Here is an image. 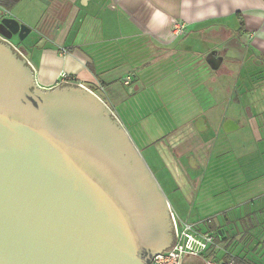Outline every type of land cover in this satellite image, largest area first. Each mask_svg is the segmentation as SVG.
Here are the masks:
<instances>
[{
  "label": "water",
  "instance_id": "water-1",
  "mask_svg": "<svg viewBox=\"0 0 264 264\" xmlns=\"http://www.w3.org/2000/svg\"><path fill=\"white\" fill-rule=\"evenodd\" d=\"M31 31L0 17V264H150L176 238L162 187L88 87L37 84L7 41ZM178 264L207 263L180 252Z\"/></svg>",
  "mask_w": 264,
  "mask_h": 264
},
{
  "label": "crops",
  "instance_id": "crops-1",
  "mask_svg": "<svg viewBox=\"0 0 264 264\" xmlns=\"http://www.w3.org/2000/svg\"><path fill=\"white\" fill-rule=\"evenodd\" d=\"M22 4L24 0L5 12L18 17L15 11ZM25 8L29 12L22 19L23 22L29 19L26 23L35 29L37 39L30 44L35 46L38 58L28 56V50L22 54L34 69L38 84L45 87L53 86L63 73L82 85L93 81L109 87L123 69L131 72L132 78L142 80L145 73L138 75L133 70L137 64H133L129 50L137 39L160 48L172 47L175 53H206L207 59L219 57V66L232 59L236 74L232 81L234 97H228L230 93L224 97L228 99L220 109L219 122L213 126L203 117L194 121L197 131L214 133L208 143L216 137L220 140L221 154L217 173H206L212 167L208 164L213 162L211 151L206 169L199 174L195 172L200 168L197 157L190 154L186 158L190 170L187 180L198 183L200 189L204 186L202 196L199 197V191L194 192L192 209L188 211L192 215L197 213L195 206L201 204L198 198L204 200L202 218H209L212 226L217 224L207 230L222 231L221 236L216 234L219 247L206 254L211 253L221 264H235L225 260L226 256L242 264H264V0H48L46 3L34 0L26 3ZM176 21L185 25L179 36L172 32ZM61 48L65 49L63 53ZM115 52L128 53L125 68L102 76L97 63L104 54ZM80 74L83 80L78 78ZM221 85L224 93L226 89ZM199 118L201 130L196 128ZM178 129L171 134H184ZM169 142L171 147L179 145ZM174 180L180 182L175 177ZM178 191L189 205V191L182 188ZM231 236L235 247L226 251L223 247Z\"/></svg>",
  "mask_w": 264,
  "mask_h": 264
},
{
  "label": "rangeland",
  "instance_id": "rangeland-1",
  "mask_svg": "<svg viewBox=\"0 0 264 264\" xmlns=\"http://www.w3.org/2000/svg\"><path fill=\"white\" fill-rule=\"evenodd\" d=\"M26 3L27 0H24L22 7H18L20 12L15 11V14L18 15L15 18L20 22H23L22 18H25V13L29 12L25 8ZM9 13L11 17H14V13ZM9 13H4L0 8V17L3 14L10 16ZM27 20L29 19H26V22H28ZM31 28L32 31L21 46L28 50V56L32 54L38 58V54L34 53L35 46L28 45L35 35V29ZM13 41L15 42L16 38H13ZM33 43L36 45L35 42ZM196 48L199 49V47ZM129 50L133 64H137L133 70L139 72L138 75L145 73V78L134 79L130 75L131 72L123 71V69V73L116 75L119 77L116 78L117 80L113 78V83L109 87L100 86L93 81H85L84 85L94 89L115 112L162 187L172 212L180 220H189L204 228L201 224L209 222L207 221L209 218H202L206 205L204 200L198 198L201 204L198 202L195 206V208L198 206L197 213L192 215L188 211L189 208L192 209L190 204L195 198H193L194 192L199 191V197L202 196L204 186L202 185L200 189L198 183L192 184L187 180L190 170L186 158L190 154L197 157L200 161V168L195 172L199 174L206 169V162L211 151L210 161L213 160V162L208 164L212 165L213 170L212 167L210 170L207 168L209 171L206 170V173H217L219 170L217 167L221 154L218 151L220 140L216 137L215 140L208 143V139L215 136L214 133L197 131L194 121L198 117H203L207 123L213 126L219 122L220 109L224 107L228 99H224V97L229 93L228 97H230L234 93L232 81H235L236 74L234 66L231 64L232 59L228 58L227 63L224 62L221 66L214 68L213 64L211 63V65L209 62L210 59H207L206 53L201 55L186 51L175 53L172 47L160 48L144 39H137L130 44ZM71 51L73 50L71 49ZM128 53L115 52L108 56L104 54L100 62L97 63V66L101 68L102 76L108 73L115 74L114 69L125 68L124 59L127 58ZM217 54L222 56L220 50H217ZM138 63H143V65L139 67ZM81 76L83 75H78V78H82ZM61 79L60 77L54 85L61 82ZM110 80L111 78H109ZM68 81L76 82V79L69 78ZM36 82L38 84L37 80ZM220 85L226 89L224 93L221 92ZM107 95L109 99H107ZM212 96L216 101H212ZM184 125L185 127L179 128ZM175 129L183 131L184 134L176 135L174 133L172 135L171 132L177 131ZM168 140L174 143L178 142L179 145L171 147ZM174 177L180 182H176ZM183 179L185 181L181 182ZM180 188L189 191V205L185 197L178 191ZM216 226L217 224L213 228ZM231 231L229 233L234 235L235 233ZM229 233L227 232V234ZM216 234L221 236L220 228H217ZM217 242L219 243L218 237ZM228 247L233 251L235 247L233 236L223 248L228 251Z\"/></svg>",
  "mask_w": 264,
  "mask_h": 264
},
{
  "label": "built area",
  "instance_id": "built-area-1",
  "mask_svg": "<svg viewBox=\"0 0 264 264\" xmlns=\"http://www.w3.org/2000/svg\"><path fill=\"white\" fill-rule=\"evenodd\" d=\"M184 31L185 25L182 21L174 22L172 32L175 36L182 35ZM60 51L63 53L65 49L61 48ZM61 78L62 81L66 82L71 77L63 73L61 74ZM172 218L176 233L175 244L169 252L154 254L150 260V264H178L180 252L181 258L183 252H188L197 255L207 264H221L211 255L219 247L215 232L202 230L199 228V225L189 220H180L174 212H172ZM209 252L211 253L206 254Z\"/></svg>",
  "mask_w": 264,
  "mask_h": 264
},
{
  "label": "flooded vegetation",
  "instance_id": "flooded-vegetation-1",
  "mask_svg": "<svg viewBox=\"0 0 264 264\" xmlns=\"http://www.w3.org/2000/svg\"><path fill=\"white\" fill-rule=\"evenodd\" d=\"M4 1H10V2H13V5L11 6V8H14V6H16V4L20 1V0H3V2ZM29 1L30 2H33L34 0H27V3H29ZM35 1H39L40 3L42 2V3H46L47 1L46 0H35ZM0 2L2 3V0H0ZM0 8L2 9V11L4 12V13H7V12H5V10H9V9H6V8H4L2 5H0ZM10 8V9H11ZM8 14V13H7ZM4 16H7L6 14H4ZM10 17V16H9ZM20 22V21H19ZM20 23H24V22H20ZM24 24H26V23H24ZM27 25V24H26ZM28 26V25H27ZM30 27V26H29ZM32 29V28H31ZM1 37V36H0ZM28 37V35L23 39V40H20L19 39V37H18V35L17 34H12V36L10 37V39H8L7 41H8V43H10L11 44V46L14 48V50L15 51H17L18 53H23V52H26V50L21 46V44H22V42L26 39ZM13 38H16V41L14 42L13 41ZM35 39H37V38H35V35H34V37L32 38V41L33 40H35ZM39 40V39H38ZM28 45H30V46H32V44H28ZM23 55V54H22Z\"/></svg>",
  "mask_w": 264,
  "mask_h": 264
},
{
  "label": "trees",
  "instance_id": "trees-1",
  "mask_svg": "<svg viewBox=\"0 0 264 264\" xmlns=\"http://www.w3.org/2000/svg\"><path fill=\"white\" fill-rule=\"evenodd\" d=\"M0 5H2L6 9H10L11 6L13 5V2H10V1H4L3 2V0H2V3L0 2ZM91 90H94V89H91ZM210 221L211 220L209 219V222H203V224H201V226H204V228H201L200 226H199V228H201L202 230H207L208 228L211 229V227H213V226L211 225ZM218 240H219V238H218ZM225 260H232L235 264H242L241 261H239V260H237L235 258L227 257V256H226Z\"/></svg>",
  "mask_w": 264,
  "mask_h": 264
}]
</instances>
